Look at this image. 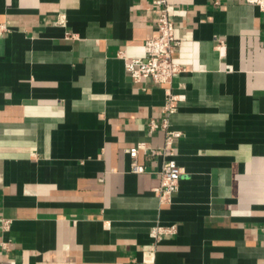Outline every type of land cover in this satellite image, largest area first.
Listing matches in <instances>:
<instances>
[{"label":"crops","instance_id":"obj_1","mask_svg":"<svg viewBox=\"0 0 264 264\" xmlns=\"http://www.w3.org/2000/svg\"><path fill=\"white\" fill-rule=\"evenodd\" d=\"M156 1L0 0V264H264V13L167 0L185 71L162 203V159L134 173L129 149L164 146L165 87L118 57H145Z\"/></svg>","mask_w":264,"mask_h":264},{"label":"built area","instance_id":"obj_2","mask_svg":"<svg viewBox=\"0 0 264 264\" xmlns=\"http://www.w3.org/2000/svg\"><path fill=\"white\" fill-rule=\"evenodd\" d=\"M259 8L264 13V0H245ZM159 8V16L156 21V34L148 39L144 45L145 57L131 58L126 52L120 51L118 57L124 61L125 68L135 83L150 79L154 83L164 86L166 91L163 113L166 115L161 121L152 120L149 124V132L154 134L161 130L165 134V144L162 148H154L148 143L140 142L129 149L131 167L134 173L146 172V167L140 165L137 159L141 153L149 158L162 159L160 176L161 186L157 190L160 201L169 203L175 193L179 191L182 168L178 165L175 153V142L182 137L180 131L171 129L170 116L178 110V96L172 92L174 78L185 71V68L175 62L174 56L180 47V41L176 36V27L169 16V4L167 0L155 2ZM7 29L0 26V38ZM223 45L221 44L220 48ZM4 222V227H7ZM177 227L156 225L152 230V236L159 241L165 236L174 235Z\"/></svg>","mask_w":264,"mask_h":264}]
</instances>
